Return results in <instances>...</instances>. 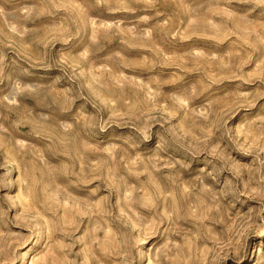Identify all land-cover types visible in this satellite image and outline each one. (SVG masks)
<instances>
[{"label": "rangeland", "instance_id": "rangeland-1", "mask_svg": "<svg viewBox=\"0 0 264 264\" xmlns=\"http://www.w3.org/2000/svg\"><path fill=\"white\" fill-rule=\"evenodd\" d=\"M0 264H264V0H0Z\"/></svg>", "mask_w": 264, "mask_h": 264}]
</instances>
